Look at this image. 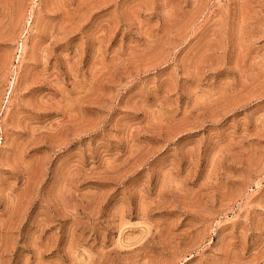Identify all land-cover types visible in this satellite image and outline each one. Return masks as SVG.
<instances>
[{"label": "rangeland", "instance_id": "1", "mask_svg": "<svg viewBox=\"0 0 264 264\" xmlns=\"http://www.w3.org/2000/svg\"><path fill=\"white\" fill-rule=\"evenodd\" d=\"M0 264H264V0H0Z\"/></svg>", "mask_w": 264, "mask_h": 264}]
</instances>
